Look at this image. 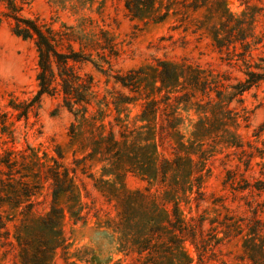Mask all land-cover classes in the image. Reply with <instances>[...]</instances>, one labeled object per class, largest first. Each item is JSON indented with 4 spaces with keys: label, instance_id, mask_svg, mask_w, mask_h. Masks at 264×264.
I'll list each match as a JSON object with an SVG mask.
<instances>
[{
    "label": "rangeland",
    "instance_id": "374dc122",
    "mask_svg": "<svg viewBox=\"0 0 264 264\" xmlns=\"http://www.w3.org/2000/svg\"><path fill=\"white\" fill-rule=\"evenodd\" d=\"M25 1L22 9L25 16L36 18L56 32L68 33L74 48L91 53L94 61L103 53L99 44L105 39L115 54L110 58L111 67L104 63L106 71L98 70L89 61L76 65L82 74L88 72L93 77L86 121L77 120L59 92L43 94L26 116H18L23 105L38 92V52L33 39L16 36L12 20L3 19L0 26V157L14 162V168L21 173H29L25 179L33 182V186L28 185L27 189L35 193L31 197L34 201L31 212L20 213L22 206L12 207L7 199L0 207L4 218L15 215L16 223L25 219L28 226L24 227L22 236L28 242L44 235L40 218L52 204V181L46 170L48 165H54L52 159L56 158L62 168L68 167L76 195L60 196L59 205L64 215L61 228L67 246L56 250L51 264H135L133 257L137 254L129 251L134 247L138 226L144 224L148 209L141 198L130 192L147 187L152 191L166 188L164 183H159L156 172L151 184L149 176L146 179L139 173L141 166L154 171L157 160L138 150L137 145L148 144L153 129L158 130L173 120L178 123L177 129L187 146L193 143L195 148L200 145L205 151L199 158L203 169L201 193L179 192L182 216L187 220L191 216L196 220L199 216L205 217L203 237L212 243L215 237L221 239V243L213 247L214 254L207 253L208 264H251L245 254V240L252 235L248 227L256 208L257 217L264 220V190L259 193L254 186L258 179H264V82L230 102L229 108L237 112L234 124H223L226 120L221 119L222 107L217 110L214 104L207 105V97L200 91L195 97L185 95L192 89L182 88V79L173 80L169 87L159 90L155 87L161 85L159 70L163 61L199 65L225 87L244 79L247 64L254 66L260 56H264V0H155L157 12L165 13L158 22H153L149 16L133 17L124 0ZM224 2L227 15H232L228 17L231 21L227 27L223 24L227 15L221 16ZM3 9L0 1V10ZM238 20L248 34L262 39L252 44L251 56L232 51L233 44L236 52L242 50L238 41L230 45V50L222 42V47L216 43L215 35L226 36ZM248 40L254 41V37ZM139 69L143 73L137 89L116 81L117 75ZM230 90L224 89L226 94ZM167 93L169 99H166ZM211 96L213 103L218 100L214 91ZM240 97L242 101H238ZM150 98L156 99L161 109L151 120V116L148 120L141 119L144 102ZM165 101L172 109L166 106L162 110ZM226 102L222 101L224 106ZM14 105L19 110L13 108ZM214 109L217 118L208 121L209 125L213 124L211 131L204 132V136L194 135L199 118L213 117ZM4 113L6 118L2 123ZM4 124L7 127H3ZM110 130H114L119 139H122L120 133L127 135L124 153H135V158H124L132 164L122 162L120 155L108 154L105 149L90 153V144L98 134H107ZM225 140L241 145H230ZM59 150L62 158L57 157ZM249 153L254 156L246 168L244 163ZM164 154L173 157V153ZM193 156L198 160V154ZM0 167L7 168L5 164ZM169 173L172 181L175 172L170 170ZM19 175L16 173L15 178ZM195 196L199 206H196ZM166 206L168 209L169 205ZM7 222L9 241L1 234L4 229H0V264H23L14 237V222ZM123 233H128L127 238L123 236L128 241L126 252L119 249ZM11 241L14 245L9 243ZM184 248L197 263L200 249L190 240L184 242Z\"/></svg>",
    "mask_w": 264,
    "mask_h": 264
},
{
    "label": "trees",
    "instance_id": "16d2710c",
    "mask_svg": "<svg viewBox=\"0 0 264 264\" xmlns=\"http://www.w3.org/2000/svg\"><path fill=\"white\" fill-rule=\"evenodd\" d=\"M0 1L4 6V9L0 10V26L4 18L11 19L13 22L12 29L16 36L23 39H33L38 52V73L36 74L38 92L33 99H30L23 105L18 116H26L27 112L39 103L43 94L54 95L59 92L62 95L64 104L71 111H74L77 120L81 122L86 121L87 106L88 104L90 105L93 94V77L88 72L82 74L76 69V65L89 61L98 70L106 71L104 63H108L109 67H111L110 58L115 54L110 42L105 39L103 44H99L103 53L99 56L98 61H94L91 58V53L83 49L76 50L74 48L70 42L71 37H69L68 33L56 32L50 26L41 24L36 18L25 16L22 13L25 0ZM124 4L133 17L149 16L153 22H158L165 17V13L160 14L155 9V0H124ZM223 5L224 10L221 11V16L227 15L226 3L224 2ZM228 17H232V15L228 14L226 18ZM230 21V18L224 21V26L227 27ZM240 23V20L236 21L229 31H227L226 36L220 37L219 34H216V43L218 47H222L225 44L227 50H230V45L238 41L241 44L242 50L236 52V45L233 44L232 51L235 54L251 56L252 44L255 45L262 39H256L253 33L248 34L247 30H244ZM249 37H254V41H249ZM76 39L74 40L77 41ZM79 43L82 44L83 42ZM82 46H85V44H82ZM142 73V69L130 70L126 74L117 75L116 81L134 90L139 87L142 81ZM159 73L161 85L155 88L159 90L163 86L169 87L173 80L178 81L182 79V88L192 89L191 92L187 91L185 95L191 94L192 97H195L196 92L200 91L207 97V105L211 106L214 104L217 110L222 107L219 111L222 112L221 119L223 121L226 120L223 124H234V117H236L237 112H234L228 105L234 98L242 96L253 87H257L261 81L264 82V56L261 55L259 62L254 63V66L250 63L247 64L244 79L237 80L234 84L226 87L221 80L216 79L217 77H214L211 73L207 74L204 68H201L199 65L186 64L185 62L177 64L163 61ZM223 88H231V90L226 94ZM212 91L216 93V98L218 99L214 103L211 96ZM169 96L167 93L166 99H169ZM145 97L148 99L147 95ZM147 99L144 102L142 114L140 115L141 119L146 120L151 116L149 119L151 120L161 108L156 99ZM222 101H227L225 106ZM238 101H242V97L238 98ZM165 103V107L162 110L171 107L170 103L166 101ZM16 106L14 105L13 108L19 110ZM215 109L212 110L213 117L206 115L199 118L197 128L193 132L194 135L204 136L206 135L204 132L207 130L211 131L213 124L211 122L209 125L208 121L217 118V111ZM2 115L4 116L2 123H5L6 114ZM175 119L176 117H174ZM178 126L177 122L175 123L173 120L168 121L167 124L161 125L158 130H152L148 144L137 145L138 150L142 149L153 160H157V167L154 171L141 166L139 167V173L144 175L145 178L149 176L150 180L148 181L151 184V179H153L154 172H156L159 175V183H164L166 188L152 191L150 187H147L145 190L137 189L130 192L134 196L141 198V201L148 209L145 218H143L144 224L138 226V233L134 239L136 241L133 243L134 247L132 251H129L137 254V256L133 257L135 264H208L209 257L207 253L210 251L211 254H214L213 247L215 243H221L219 237H215L217 239L214 240V243L203 237L202 231H204L205 217L201 218L199 216L196 220L195 217L191 216L187 220L182 216L180 206L182 196L179 195V192L185 194L186 192L194 191L196 195L201 193L203 169L199 158H202L200 154H205V151L200 148V145H197L199 147L195 148L193 143L187 146L183 140V134L177 129ZM3 127H7V125L4 124ZM225 131L228 130L226 129ZM124 133H120L122 139L116 138L114 130H110L107 134L99 133L94 142L90 144L92 149L90 153H94L99 149H105L104 151L108 154L111 153L114 156L116 155V157L120 155L122 162L132 164L124 158V156L130 159L135 158L133 156L135 153L131 155L124 153L126 152L127 142V135ZM232 135V139L234 140L235 135ZM155 137H157V140ZM233 140L225 141L230 145H241ZM170 149L172 151H169ZM158 152H161L160 156L157 155ZM164 152L173 153V157L165 156ZM56 154L58 158H62L63 156L61 150L56 151ZM194 154H198V160H195ZM259 154L260 156L263 155L261 152ZM252 156H254V153L248 154L244 163L246 168L249 167ZM52 160L54 165H48V169L46 170V175L52 181V204L49 211L40 218V229L44 232V235L28 242L22 236V233L25 232L24 227L28 226L26 220L23 219L21 222L16 223L14 222L15 215H11V217L6 216L7 220L14 222V237L18 243V252L23 264H51L56 250L59 247L66 248L67 246L66 238L61 228L64 215L63 207L59 205V200L60 196L65 193H68V197H75V187L73 179L69 176L68 167L62 168L63 165L56 158ZM153 160L151 162H155ZM0 164H5L7 167L5 170L0 167V207L8 199L11 205H13L12 207L22 206L20 213H24V211L31 212V208L34 207V201L31 200V197L35 193L27 189L28 185L33 186V182L25 179L29 176V173H21L19 169H15V163L7 158L0 157ZM170 170L175 172L173 174L175 176H172V181L169 179ZM16 173L20 174L17 179L15 178ZM262 174L264 176V172ZM34 176L37 175L35 174ZM254 186L261 193L264 190V179H258ZM184 198L188 200L187 195H184ZM194 199L197 202L196 206H199L198 197L195 196ZM166 205H169L168 209ZM257 212L258 208L254 210L253 219H251L248 227L249 233L252 235L245 240V254L251 264H264V220L257 217ZM6 219L0 212V229H4V232L1 234L9 241L10 230ZM127 234L123 233L120 237L121 241H123L119 249L124 251L128 241L127 239L124 240L123 236L127 238ZM187 240H190L200 249L197 263H194L185 252L184 242ZM9 243L14 245L12 241ZM126 254L128 255L129 253L127 252Z\"/></svg>",
    "mask_w": 264,
    "mask_h": 264
}]
</instances>
